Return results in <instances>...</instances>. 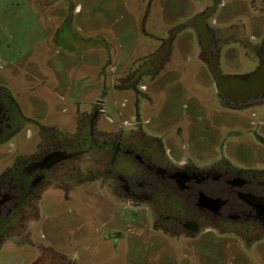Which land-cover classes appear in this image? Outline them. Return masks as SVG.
Masks as SVG:
<instances>
[{"label": "rangeland", "instance_id": "374dc122", "mask_svg": "<svg viewBox=\"0 0 264 264\" xmlns=\"http://www.w3.org/2000/svg\"><path fill=\"white\" fill-rule=\"evenodd\" d=\"M209 1L0 0V89L26 121L0 143V178L40 150L37 126L64 142L87 127L100 100L93 125L107 138L140 135L173 161L200 166L221 156L242 168L264 162V109L223 102L189 25ZM207 20L261 39L264 0H223ZM223 47L225 74L252 67L236 42ZM154 54L159 63L140 68ZM137 115L143 132H127L119 121ZM90 180L48 185L27 241L0 236V264H264V240L255 249L219 230L183 234L157 225L152 204Z\"/></svg>", "mask_w": 264, "mask_h": 264}, {"label": "flooded vegetation", "instance_id": "af4514ba", "mask_svg": "<svg viewBox=\"0 0 264 264\" xmlns=\"http://www.w3.org/2000/svg\"><path fill=\"white\" fill-rule=\"evenodd\" d=\"M215 1L210 0L189 25L196 33L200 53L214 83L213 69L209 66L213 59L221 77L243 80L242 83L229 82V90L225 93L216 92L223 102L236 108L255 106L264 109V87L263 92L247 94L243 86L245 80L264 68V36L253 40L245 37L240 25L220 28L214 26V21L209 24L207 17L213 12H208ZM205 13L208 15L203 16ZM228 41L238 44L251 59L252 67L230 75L223 72L221 55L223 45ZM150 57L140 63V68L153 69L159 63V56ZM138 78L133 73L132 79ZM102 112L104 107L100 100L96 102L87 127L72 132L73 136L57 144L48 141L37 126L40 150L1 174L0 236L7 234V239L27 241V221L34 218L45 188L53 185L70 190L75 181L94 178L108 182L114 192H121L130 202L134 201V205L142 201L152 204L157 225L192 235L200 230H219L241 237L258 249L264 240V162L242 168L223 156L202 166L185 158L173 161L166 149L159 150L157 142H147L140 135L131 139L124 132L111 131L107 138L93 125L97 113ZM25 123L14 101L0 89V143L10 142ZM119 123L129 127L127 132H143L138 115L123 118ZM57 136L59 140L62 134Z\"/></svg>", "mask_w": 264, "mask_h": 264}, {"label": "water", "instance_id": "95a60500", "mask_svg": "<svg viewBox=\"0 0 264 264\" xmlns=\"http://www.w3.org/2000/svg\"><path fill=\"white\" fill-rule=\"evenodd\" d=\"M222 3V0H216L213 7L209 10L208 14L212 13L215 8H217ZM205 13L203 16L208 15ZM209 66L213 69V76L215 77V89L216 91H220L222 93H225L229 90L227 88L229 85L228 83L231 81H237L238 83H242L243 80H239L236 77L228 76L225 79L221 77L220 72L217 70L216 66V60H211L209 63ZM243 86L245 90H247V94L252 91V93H260L263 92L264 87V68H262L260 71H258L257 74H255L252 77H249L247 80L244 81Z\"/></svg>", "mask_w": 264, "mask_h": 264}, {"label": "crops", "instance_id": "0c3cea01", "mask_svg": "<svg viewBox=\"0 0 264 264\" xmlns=\"http://www.w3.org/2000/svg\"><path fill=\"white\" fill-rule=\"evenodd\" d=\"M76 10V9H75ZM171 57H172V54H171ZM117 114H118V116H121L122 115V113L120 112V111H117ZM121 121V120H120Z\"/></svg>", "mask_w": 264, "mask_h": 264}]
</instances>
